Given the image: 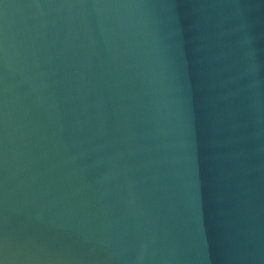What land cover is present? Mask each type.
I'll return each mask as SVG.
<instances>
[{
    "label": "water",
    "instance_id": "water-1",
    "mask_svg": "<svg viewBox=\"0 0 264 264\" xmlns=\"http://www.w3.org/2000/svg\"><path fill=\"white\" fill-rule=\"evenodd\" d=\"M4 264H264V0H0Z\"/></svg>",
    "mask_w": 264,
    "mask_h": 264
},
{
    "label": "snow or ice",
    "instance_id": "snow-or-ice-1",
    "mask_svg": "<svg viewBox=\"0 0 264 264\" xmlns=\"http://www.w3.org/2000/svg\"><path fill=\"white\" fill-rule=\"evenodd\" d=\"M0 264H4L3 260H0Z\"/></svg>",
    "mask_w": 264,
    "mask_h": 264
}]
</instances>
